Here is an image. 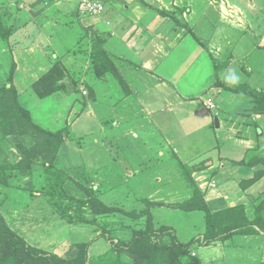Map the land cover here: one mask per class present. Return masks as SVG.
<instances>
[{
	"label": "rangeland",
	"instance_id": "obj_1",
	"mask_svg": "<svg viewBox=\"0 0 264 264\" xmlns=\"http://www.w3.org/2000/svg\"><path fill=\"white\" fill-rule=\"evenodd\" d=\"M50 1L58 4L60 0ZM103 1L104 10L96 16L80 13L74 8L76 4L74 0H64L67 5L63 3L59 6H53L50 2L48 12L64 13L61 14L62 19L55 14L53 18L58 19L59 32L65 33L67 40L65 43L62 41L63 46L58 50V54H55V58L49 60L46 57L41 59L42 63L35 60V57L29 61L24 60L25 63L18 60V65L15 64L17 67L14 71V80L22 91L29 88L30 83L37 79L53 61H59L67 73L65 78L67 92L74 93V86L68 76L71 75L72 79L85 77L90 35L98 33L104 41L103 47L108 51H111L108 43L112 37L125 35L121 39L122 42L127 43L128 48L121 46L120 51L129 54L123 56L136 60L141 58L144 66L146 65L144 72L131 68H126L124 72L123 78L125 80L128 78L127 82L133 88V92L128 95L131 99L125 97L120 104L117 101L122 98L114 95L110 100L108 99L110 91L98 85L97 95L101 97L95 101L84 97L87 105L90 104L91 107L90 112H85L87 109L83 107V101L76 98L77 93L72 95L74 97L71 100L72 103L69 101L70 98L63 94L66 97V103L62 106L59 104L52 106L51 111L55 112L57 108L58 113L55 115L58 116L49 124L48 115L42 117L40 115L44 102H40L39 107L36 103L38 98L31 92H24L19 100L41 125L54 129L61 125H68L76 137H81L79 138L81 144L71 146L80 150L82 158L74 155L69 159L70 163L76 164L84 160L87 167L99 164L101 168V157L109 159L111 155L107 153L109 155L107 156L106 152H103V156L100 145L104 144L107 151L110 149L114 152L115 149L113 158H116V162L102 160V163L105 164L104 167L114 164L122 173L121 177L110 176L112 181L129 180L131 183L128 187L123 185L117 191L101 196L103 201L107 204L116 203L126 211L132 209L140 211L146 206L141 198L147 197L153 202L160 203L151 206L156 223L166 222L170 225L176 222V219L168 220V213L174 210V206L182 197L180 193L182 186L175 182L179 180V177L174 178L170 174L176 170L177 160L190 164L206 158H217L220 148L225 156L235 159L239 155L237 145L230 142L225 148L218 146L221 141L217 142V140L221 139L227 131L228 139L234 141V138H237L238 145H244L241 144L242 139L235 137L239 132L237 128L225 129V126L221 127V122L218 129L223 131H215V136L209 133L213 115L212 112L206 115L208 108L205 106L204 99L207 98L206 95H210L214 103L213 111L216 106L220 109L215 98L220 95L224 99L227 92H224L222 88L212 87L211 83H214L217 76L222 81V73L229 68L225 66L231 60L229 51L234 52L235 55L229 66L233 64L240 68L243 63L248 64L241 55L253 43V39L257 40L254 43L264 47V0H123L127 3V11H121L124 10L121 7L122 4L111 5L110 0ZM178 7H183L185 10L179 13ZM0 8L9 19L6 23L13 24L12 20L19 13L17 1L10 5L2 3ZM42 8L40 13H45L44 11L48 9ZM161 11L165 13H160ZM110 13H117L119 19L115 22L105 20V27L98 29L102 19L107 18L105 14ZM129 13L132 16L128 18ZM70 20L79 21L78 24H74ZM139 21L144 23L139 26ZM18 22L21 24L11 25L12 32L20 28L19 25H24L26 20L19 18ZM149 25L152 27L151 30L146 28ZM137 28L144 30L142 34L140 29L139 32L136 31ZM139 36L141 37V40H138L139 43L132 41V38L138 39ZM118 44L120 45V41ZM31 53L35 54V52ZM48 53L49 55L52 53L50 49ZM239 68L237 69L242 72ZM249 75V83H245L243 78L246 75L242 73L239 84L241 90L238 91L239 96H233L235 97L233 105H237L239 99L244 96L240 93L257 91L255 88L259 86L264 91V81L259 83L253 81L256 80V74L250 70ZM109 85L106 84L104 87ZM81 88L85 89V95H88V89L82 82ZM120 89L121 85L115 84L113 90ZM28 95L34 100H31ZM188 95L193 97H187ZM232 99L227 102L228 107L233 102ZM150 109H152L151 112L148 111ZM190 109H193L194 113L189 114ZM254 119L256 120V116ZM169 131L171 134L168 133ZM258 135L257 139L247 138L248 141L243 142H247L246 145L250 142L255 143L258 149L263 151L264 130L262 128L258 131ZM153 136L158 137L161 146H157L160 143L155 141ZM10 139L14 140L11 137ZM91 143L96 145L93 146ZM169 144L171 147L167 146ZM210 163L211 161H208V165ZM256 167L260 168L259 165ZM93 172L92 175L95 176ZM249 174L237 173V181ZM64 175H71V171L66 169ZM142 175L144 176L141 177ZM192 175L195 181L199 182V187L205 192V198L213 208L220 206V202H216L218 199H222L225 204L228 202L230 205H235L236 203L249 204L251 201L256 203L257 199L264 198V177L253 183L247 192L240 191L238 184L231 182V186L237 187V191L226 194L221 190L222 186L216 184L214 187H209L208 181L211 179H208V176L201 171L193 172ZM227 176L223 179H231L235 173L229 172ZM97 177L101 180L100 173ZM216 179L217 182L214 181L219 185L224 182L219 175ZM74 180L77 179L74 178ZM175 183L176 186H174ZM229 190H232L231 187ZM12 195L14 197L10 199L18 198V202L11 204V200L8 199L0 207L4 210L7 223L28 243L66 258L75 255L77 249L71 245L78 241L89 243L87 248L89 256L99 255L111 245L110 239L101 236V230L94 231L97 228L94 223L81 226L68 221V218L60 217L59 212L53 211V207L46 202L47 197L41 195L32 198L21 195L20 189ZM50 212L53 213L49 214ZM191 217L184 220L179 218L181 223L177 221L176 225L184 226L186 223L193 224L198 221V215ZM132 221L134 223V220H127L125 223L130 225ZM175 227L180 240L185 241L190 237L186 233L188 232L186 226L185 229ZM251 240V235L238 238L236 241L235 238L227 241L217 240L206 246H198L194 252L198 254L202 264H248L255 259L264 260V238L253 239V242ZM228 244L235 246L227 248Z\"/></svg>",
	"mask_w": 264,
	"mask_h": 264
},
{
	"label": "trees",
	"instance_id": "obj_2",
	"mask_svg": "<svg viewBox=\"0 0 264 264\" xmlns=\"http://www.w3.org/2000/svg\"><path fill=\"white\" fill-rule=\"evenodd\" d=\"M110 1L115 2V0ZM117 1H120L124 9L127 8L125 1ZM177 10L182 13L185 9L178 7ZM2 13L0 8V37L7 42L13 28L6 23ZM88 41V65L85 77L72 79L71 75L68 76L74 86L75 95L77 93L76 98L83 101V106L87 105L84 97L92 101L97 100L98 97L100 99L101 95H97V90L98 85H101L105 90L110 91L108 97L110 100L114 95L122 98L117 102H123L125 97L131 99L128 95L133 92V88L127 82L128 78L125 80L123 75L126 68L141 71V62L123 55L112 54L103 47L104 41L98 33L90 35ZM15 67L13 62L7 66V79L0 85V158H2L0 205L13 198L12 194L18 189L21 195L32 198L42 195L47 197L46 202L53 207V211L59 212L60 217L68 218V221L81 226L92 223L97 225L94 231L101 230V236L110 239L111 245L103 253L95 256L87 254L89 244L87 241L72 244L71 246H75L77 251L70 258L45 251L28 243L22 235L11 228L5 218L4 210L0 207V264H202L200 257L194 252L198 246H206L217 240L227 241L235 238L236 241L247 235L252 236V242L253 239L264 238V198L257 199L256 203L251 201L249 204L230 205L227 202L218 208L211 207L206 200L205 192L201 190L199 182L195 181L192 173L206 170L210 166L208 165L210 158L190 164L182 163L180 160L175 163L176 170L170 174L171 177H179L175 182L182 186L180 192L182 197L174 206V210L168 213V220L176 219V222L170 225L166 222L156 223L151 206L160 203L153 202L147 197L141 198L146 206L140 211L134 209L126 211L116 203L107 204L101 196L117 191L123 185L128 187L131 181H112L110 176L115 178L122 176L114 164L112 168L109 164L104 167L105 164L101 162L100 168L99 164L87 167L86 161L82 159L76 164L70 163L69 159L74 155L82 158L80 150L71 146L81 144L79 139L81 137H76L68 125L54 129L43 126L34 119L31 111L19 100L21 90L14 80ZM241 69L246 76H249V70L244 64L241 65ZM215 75L217 76L216 70ZM66 77L67 73L61 63L53 61L26 90L39 99L50 97L54 93L67 95L69 91L67 92ZM81 82L87 87L88 95L81 91ZM117 83L121 85V89L113 90ZM106 84L110 85L104 87ZM211 84L212 87H219L227 92L224 99L221 97L216 99V104L220 107L221 105L228 107L227 98L234 99L233 95L239 96L237 94L241 90L240 85L230 87L218 76ZM240 95L246 97L244 107L241 106L242 109H239L237 114L241 116L242 121L254 122L252 114L255 113L264 115L263 90L257 89ZM216 107L214 111L213 108H208L206 114L211 112L213 114L217 110ZM217 117L215 114L214 118ZM211 122L209 133L214 136L216 124L214 121ZM257 128L255 124H251L246 133L257 139L258 137L255 136ZM168 133L171 134L170 131ZM10 137L14 140L11 141ZM112 143L114 144L113 140ZM113 144L110 145L115 147ZM107 153L111 155L110 162H116V158H113L115 149L114 152L109 149ZM244 154L245 156L238 160L241 173L248 174L252 171V174L238 179V185L240 191L247 192L253 183L264 177V149L262 151L255 146L245 150ZM257 165L260 166L259 169ZM66 169L71 171V175H64ZM97 172L100 173L101 180L97 177ZM177 184L175 183L174 186ZM18 200L16 198L10 203L16 204ZM22 203L24 204V201ZM51 213L53 212L49 214ZM194 215H198V221L195 223L176 225L177 221L181 223L179 218L184 220L192 218L191 216L194 218ZM127 220H134V223L132 221L129 225L125 223ZM175 226L184 229L186 226L188 231L186 233L190 237L185 241L180 240ZM233 246L228 244L226 247ZM248 264H264V260L255 259Z\"/></svg>",
	"mask_w": 264,
	"mask_h": 264
},
{
	"label": "crops",
	"instance_id": "obj_3",
	"mask_svg": "<svg viewBox=\"0 0 264 264\" xmlns=\"http://www.w3.org/2000/svg\"><path fill=\"white\" fill-rule=\"evenodd\" d=\"M16 1H17V6H19V13H17L15 15L14 19L12 20L13 24H10V25L16 26L17 23H19L18 22L19 18H21V20L23 18H25L26 23L24 25H19L20 28H18L17 30H15L14 32L11 33L7 42H5L0 37V85L2 84V82L4 80L7 79V76H8L7 66L9 64H11L13 62L14 64L18 65V60L21 63H25L24 60L29 61L30 59H32L34 57L36 58L35 60H38V62H40V63H42L41 59H44L46 57H48L49 60L52 58H55V54H58V52H59L58 50L61 49L63 46L62 41H64V43H65L67 40V38H65V36H64L65 33L59 32V25H58L59 21H58V19L53 18V15L55 14V15L59 16L60 19H62L63 17L61 14H64V13H58L59 11L54 12V13L48 12L50 10L49 9L50 8V2H51L50 0H0V4L3 3V4H9L10 5L14 2L16 3ZM63 3L67 5V3L64 2V0L58 1V4H53L51 2V4H53V6H59ZM116 4H121V3H120V1H117V0H115V2H113V3H111V5H116ZM42 7L48 8L47 11H44L45 13H40V9H43ZM121 7L123 8V6H121ZM74 8H76V4H75ZM127 10H128V8L121 10V11H127ZM117 13H119V12H117ZM117 13H110L109 15L105 14L107 16V18L102 19V21L98 24V29L100 28V30H101V27L102 28L105 27V25H106L105 20H108L109 22H111V21L115 22L116 19H119V16ZM131 16H132V14L129 13L128 18ZM125 17H126V15H125ZM3 18L6 21H9V19L6 18L5 14H3ZM128 18H126V19H128ZM111 19H113V20H111ZM234 19H235V17H234ZM70 21H72L74 24L75 23L78 24L79 20L78 21L70 20ZM143 23H144L143 21H139V26H141L140 24H143ZM19 24H21V23H19ZM146 28H149L150 30L152 29V27L150 25L146 26ZM139 29L140 28H137L136 31L139 32ZM143 31L141 30V34ZM118 34H119V32H118ZM122 36H125V35H117L116 37H112L109 40L108 45L111 46L109 48L111 49L110 52L112 54H115V55L129 54V53H126L124 51H120L121 46H126L128 48L127 43L122 42V39H121ZM250 38H251V36L249 37V39ZM132 39H133L132 40L133 42L136 41L139 43L138 40H141V37L139 36L138 39H136V37L132 38ZM119 41H120V45L118 44ZM254 42H257V40L253 39V43ZM253 43L249 45V48L247 50L243 51V54L241 55V57L245 58L246 62H248V64L243 63L244 65H247V69L252 71V72H255L256 80H253V81L259 83L261 81H264V60H263L264 59V47L261 45L259 46L258 43L257 44L256 43L253 44ZM49 49L52 52L50 55L48 53ZM237 50H239L238 47H237ZM31 52H35V54L33 55ZM229 52H230L229 58L232 60L235 57L234 52H231V51H229ZM238 53L241 54V52H238ZM130 54H132V53H130ZM133 60H135V61L138 60L137 62H141V67H142L141 71H143V72H144V70L146 71V69H145L146 65L144 66L141 58H139V59L137 58V60L134 58ZM231 60H230L229 64H227L225 67L226 68L227 67L239 68V67H237V65H233V64H232V66H229L231 64ZM178 64H180V62ZM261 66H262V68H261ZM239 69H241V67ZM174 71L176 72V70H174ZM145 73H147V72H145ZM161 76H164V75L161 74ZM249 80H250V75L245 76V78H243V82H245V83H249ZM259 87L261 88V86H259ZM259 87H257V89L259 91H262L261 90L262 88L260 89ZM26 89H23L20 92V95L23 94L24 92H28V90H26ZM73 94H74L73 92L67 94L68 99L70 98V100H69L70 103L73 102V101H71L74 98V97H72ZM206 94H208V93L206 92ZM28 96L30 97L31 100H34L32 96H30V95H28ZM187 97H193V95H191V96L188 95ZM218 97H220V96H218ZM218 97H216L215 100ZM19 98H20V96H19ZM244 98H246V97L243 96L242 98H240L239 99L240 101L237 103V105L232 104V103H234L235 99L228 98V101H230V99H232V101H233V102H231V105L229 107H222V105H221L222 108L221 107H219L220 109L217 108V110L215 112H213L212 115H213V121L214 122H215V120L218 121V126H219V123L221 122L222 123L221 127L225 126V129L235 127L239 131L238 133H236L235 137H238V138H240V140L242 139L243 141H248V140H246L247 138H252L250 136V134L246 133L249 125L255 124V126L258 127L255 130V136L258 138H259L258 131L261 128L264 130V118H263L264 115H260V114L255 113V114H252V119L254 122H247L245 120L242 121L240 119L241 116H239L237 114L240 111L239 109H242V107H244V105H245L246 101L244 100ZM40 102H44V106H43L44 108L41 110L42 112L40 115H41V117L43 115H48V117H49L48 124H49L50 121L54 122L53 118H57V116H58V115H55L58 113L57 108H56L55 112L51 111V108H53L52 106H55L57 104H59L60 106L64 105L66 103V97H64L63 94L54 93L50 97H47L44 99L38 98L36 103H37V105H39V107H40ZM189 102H192V101H189ZM39 107L37 106V109H39ZM83 107H85L87 109L85 112H90V110H91L90 104L83 106ZM48 109H49V112H48ZM151 110L152 109H150L148 111L151 112ZM171 110H173V109H171ZM188 113L189 114L194 113L193 109L188 110ZM215 114L218 116L217 118H214ZM206 115H208V114H206ZM255 116H256V120L254 119ZM239 120H241V121H239ZM218 126L217 125L215 126L216 132H217V130H221V129H218ZM142 129H144V128H142ZM221 131H223V130H221ZM224 133H225L224 136L221 139L217 140V142L221 141V143L218 144V146H222V148H225V147H227L226 146L227 144L232 142L235 145H237V149L239 150V155H237L235 159H230L223 154V152L220 148L218 155H217V158H215V157L211 158V160H210L211 163L209 164L210 166L206 170L204 169V170H199V171L206 174L208 176V179L216 180V182H217L216 177L218 175L221 176V179L224 182L221 185H219L217 183V185L222 186L221 190L223 191V193L232 194V192L237 191V187L233 188L231 186V184H232L231 182L238 184V181L236 179V177H237L236 174L237 173L244 174V173H241L242 170L240 169L241 166H240V164H238V160H240L243 156H245V154H244L245 150L255 147L256 144L250 142V143H248V145H246L247 142L242 141L241 144H244V145H238L237 138H234V141L233 140L231 141L230 139L227 138L228 137V131H227V133L226 132H224ZM214 134H216V133H214ZM242 137L245 139H243ZM153 139L155 141L157 140V142L160 143L157 146H161V142L159 141L158 137L153 136ZM235 141L237 144L235 143ZM91 144L93 146L96 145L94 143H91ZM100 146H101L102 154H103V152H106V155H107L108 151H107L105 145L103 144ZM167 146L170 147V144ZM152 150H154V149H152ZM103 156H104V154H103ZM107 156H109V155H107ZM102 160H106V161L110 162L112 159H111V157L109 159H103V157H101V162H102ZM215 161H216V163H214ZM110 167L112 168L111 165H110ZM226 168H229V169L226 170ZM221 170H223V171L220 172ZM196 172H198V171H196ZM229 172H234L235 176L231 179H229V178H227L226 180L223 179L224 177L227 176V174ZM250 174H252V171L250 172ZM250 174L248 176H250ZM244 175H247V174H244ZM248 176H246V177H248ZM230 187L233 191L229 190ZM238 188H239V185H238ZM216 202H220L219 203L220 205L224 204L222 199H218V200H216ZM214 203H215V201L213 202V204Z\"/></svg>",
	"mask_w": 264,
	"mask_h": 264
},
{
	"label": "built area",
	"instance_id": "obj_4",
	"mask_svg": "<svg viewBox=\"0 0 264 264\" xmlns=\"http://www.w3.org/2000/svg\"><path fill=\"white\" fill-rule=\"evenodd\" d=\"M76 3V9L80 13H85L91 16H96L104 10V1L103 0H74ZM81 91L85 94L86 90L81 88ZM205 106L207 108L213 107V100L210 95H207V98L204 99ZM209 187H214L216 185L214 180L208 181Z\"/></svg>",
	"mask_w": 264,
	"mask_h": 264
},
{
	"label": "clouds",
	"instance_id": "obj_5",
	"mask_svg": "<svg viewBox=\"0 0 264 264\" xmlns=\"http://www.w3.org/2000/svg\"><path fill=\"white\" fill-rule=\"evenodd\" d=\"M222 82L230 87H236L241 83L242 73L235 67H229L222 73Z\"/></svg>",
	"mask_w": 264,
	"mask_h": 264
},
{
	"label": "water",
	"instance_id": "obj_6",
	"mask_svg": "<svg viewBox=\"0 0 264 264\" xmlns=\"http://www.w3.org/2000/svg\"><path fill=\"white\" fill-rule=\"evenodd\" d=\"M215 124L218 126V121L217 120H215Z\"/></svg>",
	"mask_w": 264,
	"mask_h": 264
}]
</instances>
